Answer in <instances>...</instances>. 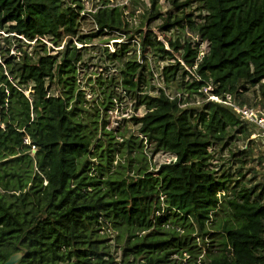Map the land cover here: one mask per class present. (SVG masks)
<instances>
[{
    "label": "trees",
    "instance_id": "1",
    "mask_svg": "<svg viewBox=\"0 0 264 264\" xmlns=\"http://www.w3.org/2000/svg\"><path fill=\"white\" fill-rule=\"evenodd\" d=\"M150 1L137 26L130 21L137 0L129 13L102 8L95 18L100 27L143 33L145 46L165 62L167 86L189 92L187 100L204 99L200 90L208 83L242 103L250 89L264 97V0H172L168 12L160 0ZM158 20L191 68L207 42L195 69L201 80L146 30ZM183 30L199 40L183 39ZM0 31V264L16 253L22 254L17 264H184L186 254L194 264H264V186H240L241 179L233 185L232 175L218 176L212 162L215 145L231 132L250 138L233 109L213 101L182 108L162 90L139 96L146 69L127 48L109 53L123 61V84L148 109L132 119L138 133L153 152L177 156L150 170L144 139L133 134L127 146L107 130L115 79L97 78L102 97L90 106L78 84L83 48L68 40L49 54L45 43L30 45L17 36L45 35L56 45L67 36L83 42L99 36L80 33L67 0H0ZM125 145V161L113 170ZM248 149L232 156L243 162ZM243 169L237 170L241 177ZM110 227L119 232L118 242L126 238L119 262L102 233Z\"/></svg>",
    "mask_w": 264,
    "mask_h": 264
},
{
    "label": "built area",
    "instance_id": "2",
    "mask_svg": "<svg viewBox=\"0 0 264 264\" xmlns=\"http://www.w3.org/2000/svg\"><path fill=\"white\" fill-rule=\"evenodd\" d=\"M150 2L151 1L149 0L148 7L143 10L138 7V9L136 10V14L130 18V21L134 24V26H137L140 23L139 18L141 17V14H143L147 9L151 7ZM68 4L78 13L80 33L91 34L95 32H101V34L95 37L93 40L87 42L80 41L75 36H67L62 40L60 45H56L54 41H52L45 35H38L34 40H30L23 35L17 36L21 38V40L26 44L34 45L38 41L45 43L48 47L49 54H54L58 50H63L68 40H71L75 45H77L78 48H83L85 55L84 59L78 64V84L80 86V89L83 90L86 100L90 106H94L95 102L98 101V98L102 96H98L96 101L90 100L91 96H89V93L87 92L88 82L86 81V84H84L83 82L84 70L88 68V66H96L98 67V71L103 72L106 69V66H115V61L119 62L121 60H112L108 57V54L115 53L117 50L124 47L127 48L128 54L132 55L133 59H135L136 62L140 65V68L146 69V77L148 79V83L146 84V87L143 91L138 92L139 96H142L146 93L152 96H157L162 90L170 99H177L179 106L182 108H187L189 106H200L205 101H213L223 104L233 109L246 124L254 128V130H252L251 132L250 139L264 142V108L254 106L249 103H239L238 99H236V97L232 93H225L223 95L217 94L215 93V85H213L212 83L204 85V87L200 90L204 93V99L198 98L191 101L187 100L189 92L175 89L172 90L171 87L167 86V83L165 82L162 75L165 62L161 61L155 55L151 46H145L143 33L134 32L132 30L126 31L100 27L95 18V14L100 9L122 7L125 9L126 13H129V8L133 5V0H71L70 2H68ZM86 22L92 24L91 29H88V27L86 26ZM153 26L154 24H152L149 28L146 27V30L149 29L154 33L153 36L156 40V43L164 46L165 49L174 53V50L171 48L168 41V37L170 36V34L161 33L157 27L153 28ZM101 36H103L104 38H108V40L100 44L93 42ZM192 39L194 41H198L199 37L195 36L192 37ZM93 47L99 48L98 50H93ZM207 47V42L200 43L199 56L194 68L189 67L182 58L174 53L180 60V62L185 66V68L198 80H201V78L195 73V69L197 68L198 63L200 62L202 57L207 52ZM90 52H93L94 54H96V56L88 57ZM11 54H15L18 57L20 56V52L17 51V49L14 47H12L11 49ZM94 59H99V65L93 64ZM0 62H2L1 56ZM157 63L161 64L157 66ZM123 67L124 64L121 66V70L123 69ZM121 70L119 71L118 77H113L115 79V92L112 97L113 104L107 111V130H113V132L121 128V125L125 122V120L132 121L134 117H143L148 112L146 105L139 104L138 97L134 96L126 89L122 81ZM98 77L99 76H96L95 80H97ZM117 78L118 80H116ZM110 79L107 77L105 80ZM137 136H140L142 139H144V143L146 145L145 151L149 156L152 165L151 168L154 171H157L158 167L162 164H170L177 161V156L171 152L163 150L153 152L151 146L148 144L147 137L140 133H138ZM25 143L31 145L32 151L36 152L37 148L32 144L29 136L25 138ZM152 158L156 159V161L158 162L156 165H154V168L152 164ZM189 258H191V256L189 254H186L184 264H194L188 261ZM199 261L200 260H198V263L196 264H200Z\"/></svg>",
    "mask_w": 264,
    "mask_h": 264
},
{
    "label": "rangeland",
    "instance_id": "3",
    "mask_svg": "<svg viewBox=\"0 0 264 264\" xmlns=\"http://www.w3.org/2000/svg\"><path fill=\"white\" fill-rule=\"evenodd\" d=\"M67 1L70 2L71 0H67ZM160 4L162 6L161 10L163 12H168L174 8V6L172 5V0H160ZM148 5H149V0H137V6L140 7V9L142 10L148 7ZM196 7H197V3L189 7L187 9V12H192V10H194ZM161 21L162 20L155 21L153 28L157 27L156 24L160 23ZM86 26L88 27V29L92 28V24L89 22H86ZM0 33L5 34V32L3 31H0ZM192 37H195V34L190 32L189 30L182 31L183 39L190 40L192 39ZM106 40H108V38H104L103 36H101L97 38L96 40H94L93 42L100 44V43L105 42ZM0 43H1V39H0ZM98 48L99 47H93V50H98ZM91 56H96V54H94L93 52H90L88 57H91ZM93 62H94L93 64L97 65L100 61L99 59H94ZM114 64L116 65L113 67L106 66V69L103 72L98 71V67L96 66L94 67L88 66V68L84 70L83 82L84 84H86L85 83L86 81L88 82L87 92L89 93V96H91V99H90L91 101L93 100L96 101L98 96H102L101 94L102 89H100V84L96 83V80H95L96 76L102 75L104 80L107 77L110 79V78H113L114 76L115 77L119 76V71L121 70V66L123 65V62L115 61ZM159 64L161 63H157V66ZM116 80H118V78ZM101 87L102 88L106 87V85L101 84ZM171 89L174 90V87L171 86ZM52 92L55 93V90H53ZM27 93H29V90L27 91ZM247 95L249 96V98H246V100H248L249 104L258 106L260 108L261 107L264 108L263 106L264 97L262 96V93L259 91V88H256V91L254 89H250ZM238 101L239 103H242L241 100H238ZM84 119L85 120L87 119L86 114H84ZM246 127H247L246 131L248 132V134H250L251 130H254L252 126L249 127L247 125ZM114 133L116 135V138L119 139V142L126 141V145L128 146L130 142V137L133 134L134 135L138 134V126H136L134 122L131 120H125V122L121 125V128L115 130ZM225 142L228 143L227 148L222 150V147ZM126 145L125 147L123 146V150H121L119 153L116 154L114 165L112 168L113 170H116V171L120 170V164L124 163L126 154L122 152L127 148ZM246 146H249V149H248V152L246 153V159H244L245 161L243 162L237 161V158H239L240 156H237V158H234L232 156L233 153L234 152L238 153L240 150L244 149ZM135 154H137V152H135ZM212 154L214 156L212 159L213 167L218 176L226 172L227 174L229 173L232 175L231 178L233 179V185H234L235 180L241 179L240 186L245 185L248 187H252V186L258 185L259 190L262 189V187L264 186V142L262 141L260 142L258 140H252V139L250 140L249 136L246 133L239 135L237 131H234V132H231L230 138H227L226 140H224V142H221L215 145V149ZM157 163L158 162L156 161V159L152 158L153 168H154V165H156ZM117 165L119 166L117 167ZM151 167L152 165L150 161V170H153ZM240 168H244L243 169V172L245 173L244 177H241L237 172V170ZM233 190L234 189L231 188L230 191L232 192ZM232 194L234 195V192H232ZM167 226L172 227V224L171 223L169 225L167 224ZM173 226H176V224ZM102 233L103 234L105 233L106 239L108 240V244L111 246L112 253L118 252L117 256H118V262H119L121 258L120 255L122 253L123 245H124L126 238L124 237L118 242L116 236L119 232L113 227L105 229L104 232L102 231ZM217 238L218 236L216 237V240ZM206 240L209 241L210 239H206ZM199 243L202 244V242H199ZM117 245H118V248L116 249Z\"/></svg>",
    "mask_w": 264,
    "mask_h": 264
},
{
    "label": "water",
    "instance_id": "4",
    "mask_svg": "<svg viewBox=\"0 0 264 264\" xmlns=\"http://www.w3.org/2000/svg\"><path fill=\"white\" fill-rule=\"evenodd\" d=\"M22 258V254L21 253H16L14 255H12L6 262L5 264H17L20 259Z\"/></svg>",
    "mask_w": 264,
    "mask_h": 264
},
{
    "label": "crops",
    "instance_id": "5",
    "mask_svg": "<svg viewBox=\"0 0 264 264\" xmlns=\"http://www.w3.org/2000/svg\"><path fill=\"white\" fill-rule=\"evenodd\" d=\"M248 94V92L246 93V94H244L242 97L244 98V99H246V98H249V96L247 95ZM245 103H248V100H246L245 101ZM264 104V103H263ZM261 106V105H260ZM264 106V105H263ZM262 108V107H261Z\"/></svg>",
    "mask_w": 264,
    "mask_h": 264
},
{
    "label": "clouds",
    "instance_id": "6",
    "mask_svg": "<svg viewBox=\"0 0 264 264\" xmlns=\"http://www.w3.org/2000/svg\"><path fill=\"white\" fill-rule=\"evenodd\" d=\"M48 53H49V51H48ZM27 94H29V93H27ZM251 132H252V130H251ZM137 135V134H136Z\"/></svg>",
    "mask_w": 264,
    "mask_h": 264
}]
</instances>
